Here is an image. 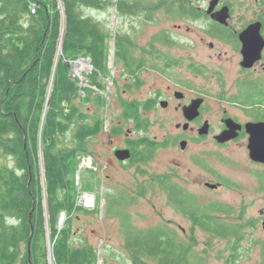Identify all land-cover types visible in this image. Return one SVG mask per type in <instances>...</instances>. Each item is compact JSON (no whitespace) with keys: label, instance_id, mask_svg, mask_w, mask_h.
<instances>
[{"label":"trees","instance_id":"1","mask_svg":"<svg viewBox=\"0 0 264 264\" xmlns=\"http://www.w3.org/2000/svg\"><path fill=\"white\" fill-rule=\"evenodd\" d=\"M107 1L0 0V264H50V258L52 264L97 263L91 243L72 242L71 215L83 210L76 202L75 175L82 171L80 158L93 154L92 140L106 130L110 56L114 63L134 66L130 71L135 73L155 48L138 47L136 55L130 35L84 15L81 6L102 10ZM122 6L116 0L118 12ZM80 58L92 67L85 86L70 71L69 61ZM138 79L135 75L136 86ZM121 105L118 119L131 122V132L147 130L150 121L142 110L151 108L149 101ZM107 133L125 134L124 124L112 123ZM125 143L132 165L146 161L151 149L168 140L125 137ZM177 178L175 173H152L148 185H139L138 195L158 187L167 203L189 219L192 232L199 228L231 239L225 264H235L245 230L254 223L231 221L228 204L200 205ZM96 202L98 212L99 198ZM62 212L68 217L60 225ZM121 215L131 264H204L193 235L184 242L168 226L131 228Z\"/></svg>","mask_w":264,"mask_h":264},{"label":"rangeland","instance_id":"2","mask_svg":"<svg viewBox=\"0 0 264 264\" xmlns=\"http://www.w3.org/2000/svg\"><path fill=\"white\" fill-rule=\"evenodd\" d=\"M106 4L107 8L102 10L85 6L81 8L85 16L101 20L112 28V31L117 30L129 34L133 39L138 40L141 46L146 45L151 35L168 23L163 20L156 24L147 21L142 23L136 17L121 16L116 10V0H108ZM137 52L141 50L137 48L136 55L139 54ZM183 52L181 48L166 47L160 44L155 46L152 54L162 57V60L155 61L156 65L162 66L163 61L171 63L170 60L175 57L177 60L180 59ZM152 57L141 72L140 86H134L128 91H124L123 83L129 76L122 71L121 63H114L112 56L109 58L111 71L106 81L108 90L106 130L91 142L92 162L95 169H84L75 175L78 178L76 202H81L79 206L83 210H77L71 215L72 242L75 244L91 243L98 253L96 264H131L130 255L124 245L125 225L122 223L121 214H125L127 216L125 224L131 228L168 226L176 232L178 240L184 242H188L189 237L193 235L196 237L194 248L203 257L204 264H225V258L229 253L228 243L231 239L208 235L199 228L193 229L192 232L189 219L167 203L165 193L158 190V187L146 188L143 195H138V191L142 183L149 184L152 173H175L178 176L177 180L188 191L196 195L200 205H208L212 202L225 203L233 208L232 216L229 218L231 221L244 220L254 223L255 218H258L260 211L264 209V199L262 194L256 191L257 183L252 174L255 169H261L251 163L244 145L231 143L219 147L210 138L203 142H195L190 138L192 133L176 127V123L182 121L181 115L172 110H163L157 105L156 109L149 110L150 112L142 110V114L150 121L147 130L130 132L128 137L146 136L163 142V140H174L175 137L183 135L189 139L184 151H180L179 143H177L175 146L170 145L157 149L151 155L149 154V158L139 166H129L119 170L108 168L109 157L112 156L110 150L122 146L125 134L111 136L107 130L112 123L124 124L125 133L133 129L131 122L118 119L122 112L121 101L144 102L149 97H153L156 88L163 91L166 84L173 83L179 77L172 70L168 72L151 68L154 63ZM69 64L72 77L79 79L80 86H85L86 75L92 69L89 60L87 62L75 59L69 61ZM184 77L181 81L190 83L197 81L191 73H186ZM130 79L128 78L127 81ZM205 116L210 117L216 129L217 116H214V112L205 113ZM186 137L183 138L186 139ZM202 162L206 167H203ZM138 169L143 170L144 173ZM230 180L235 183V186L229 184ZM204 181L221 183V186L218 191L213 190L206 187L203 184ZM83 192L94 194L97 200L99 198L98 212L94 211L97 205L96 200L94 205H90L80 198ZM60 217L62 218L59 223L63 225L68 216L62 212ZM248 228L245 230L246 237L241 242L235 264H260L262 260L264 261L259 245L263 242L264 249V229L261 221L257 228ZM250 244L257 245L249 251ZM49 262L52 264L51 261Z\"/></svg>","mask_w":264,"mask_h":264},{"label":"flooded vegetation","instance_id":"3","mask_svg":"<svg viewBox=\"0 0 264 264\" xmlns=\"http://www.w3.org/2000/svg\"><path fill=\"white\" fill-rule=\"evenodd\" d=\"M121 2L122 7H125L120 12L121 16H133L142 23L147 21L156 24L160 20L168 21L167 25L151 35L146 45L141 46L138 40L134 39L137 48L161 44L184 50L180 59L177 60L175 57L170 60L171 63L163 61L162 66L155 63L162 60L160 55L152 57L154 63L151 68L168 72L172 70L179 77L173 83L166 84L163 91L155 89L153 97L145 100L151 104L149 110L156 109L157 105L163 110H172L182 117V121L176 123V127L192 133L190 138L195 142H203L210 138L219 147L241 143L247 148L249 157L247 145L250 133L247 126L264 123V0H121ZM150 59L148 55L147 62ZM133 68L134 66L127 68L122 65V71L129 76L123 83L124 91L132 90L136 86L133 83L135 75L139 77L141 83L140 75L145 66L135 73L130 71ZM186 73L193 74L197 81L195 83L181 81ZM128 78H131L130 81H127ZM194 100L199 101V113L188 120L184 110ZM208 112H214V116H217L216 129L210 117L205 116ZM205 123L208 125L206 133L200 134L199 130ZM230 126L233 137L223 143L217 142L215 138ZM130 132L125 133L122 146L110 150L111 166L107 164L108 168L119 170L129 166L136 167L145 162L137 160L131 165V148L125 143V137L127 138ZM183 137L186 136H177L174 140H169L167 145L151 149L149 154L159 148L175 146L182 140L186 141L187 147L189 139ZM126 148L130 150V157L126 160L117 159L115 150ZM180 151L183 152L184 149L180 148ZM251 163L261 169H255L252 175L257 183L256 191L261 193L264 199V164L254 161ZM229 182L231 186H235L234 182L231 180ZM220 186L221 183L213 190L218 191ZM260 212V216L255 218L254 225L249 228H257L260 221L263 224L264 209ZM256 245L250 244L249 251ZM259 245L264 257L263 242ZM260 264H264V261L262 260Z\"/></svg>","mask_w":264,"mask_h":264},{"label":"water","instance_id":"4","mask_svg":"<svg viewBox=\"0 0 264 264\" xmlns=\"http://www.w3.org/2000/svg\"><path fill=\"white\" fill-rule=\"evenodd\" d=\"M87 61V58H80L79 61ZM199 101L194 100L190 105H188L184 112L186 115V118L193 119L195 116L198 115L199 110ZM208 128L207 123L203 124L202 128L199 130L200 134L206 133V130ZM232 127L228 128L227 130L220 133L215 139H217V142L223 143L226 140H229L233 135L231 134ZM247 130L250 133V139L249 143L247 145L248 151H249V157L254 162H259L264 164V123H258V124H250L247 126ZM131 130H128V132ZM181 149H184L186 146V141L182 140L179 142V145ZM115 156L119 160H126L130 157V150L128 148L126 149H116L114 152ZM207 187L214 189L219 185L220 183H204ZM262 227L264 229V221L262 224ZM51 261V258L50 260Z\"/></svg>","mask_w":264,"mask_h":264},{"label":"built area","instance_id":"5","mask_svg":"<svg viewBox=\"0 0 264 264\" xmlns=\"http://www.w3.org/2000/svg\"><path fill=\"white\" fill-rule=\"evenodd\" d=\"M93 158L92 156H84L80 158V163H79V170H84V169H95L93 165ZM80 198L84 200V203H90V205L95 204L96 197L94 194L89 193V192H83L80 194ZM79 198V200H80ZM77 199V198H76ZM81 202H77V205H80ZM62 217H60L61 219Z\"/></svg>","mask_w":264,"mask_h":264}]
</instances>
